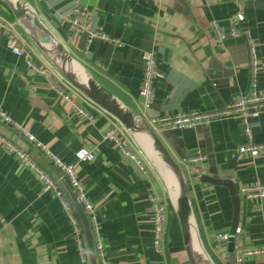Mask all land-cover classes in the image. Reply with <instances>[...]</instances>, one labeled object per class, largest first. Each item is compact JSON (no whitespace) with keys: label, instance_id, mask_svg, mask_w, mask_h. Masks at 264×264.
<instances>
[{"label":"crops","instance_id":"1","mask_svg":"<svg viewBox=\"0 0 264 264\" xmlns=\"http://www.w3.org/2000/svg\"><path fill=\"white\" fill-rule=\"evenodd\" d=\"M29 1L74 57L144 117L222 110L250 89L249 44L230 34L236 0ZM77 6L91 11L90 29L106 33L111 40L95 36L89 41L86 30H72L67 17ZM0 16L13 19L1 0ZM214 23L227 34L225 38L217 36ZM235 25L256 40L258 86L264 90V0H247L246 19ZM146 52L155 53L162 74L155 81L154 101L148 109L140 95ZM69 94L76 104L58 93L53 77L35 73L23 57L16 56L0 28V106L60 160L77 165V177L96 207L108 264H190L170 197L151 162L144 156L150 170L145 176L103 137L121 124L80 93L69 90ZM249 126L250 139L238 117L223 114L191 128L157 131L178 162L201 151L208 157L206 175L233 181L240 197L236 250L264 246V200L240 193L243 186L264 184V149L257 156L237 158L239 147L264 143V110L249 117ZM0 132L30 151L66 195H75L54 163L21 132L1 119ZM83 147L93 151L92 160L78 161L76 152ZM154 192L168 204L159 248L154 236ZM189 197L213 261L235 264L228 241L221 245L215 241L218 234H230L234 221L228 186L191 177ZM69 201L72 204V198ZM74 228L59 197L42 191L35 172L0 142V264H81ZM224 247L227 258L221 257ZM245 264H264V255L247 258Z\"/></svg>","mask_w":264,"mask_h":264},{"label":"built area","instance_id":"2","mask_svg":"<svg viewBox=\"0 0 264 264\" xmlns=\"http://www.w3.org/2000/svg\"><path fill=\"white\" fill-rule=\"evenodd\" d=\"M246 1L247 0H236L238 9L232 18L234 25L231 26L230 34L233 37L245 38L249 44V64L251 68L252 79L248 92L245 95L234 99L232 102L226 105L225 108L218 111L145 117L156 131L167 128L171 130L179 128H191L200 121H208L212 117L228 114L238 117L243 122V131L246 136L249 139L252 137V131L249 126V117L256 111L264 110V90L260 89L258 86L259 55L256 40L249 31L243 33L238 30L235 25L236 22H241L246 19ZM91 17L92 13L89 9L77 6L74 9V13L67 17V23L74 31L86 30L89 34V41L95 36L111 40V38L106 33H98L90 29L88 22ZM0 28L7 38V42L11 51L15 55L23 57L27 63V66L35 73L53 77V86L58 91V93L64 95L68 101L76 104V101L72 98L73 96L69 94V90L76 94L79 92L67 84L44 58H41V61L37 60L33 46L19 28L18 23L14 19H8L0 16ZM213 28L217 36L220 38H225L227 36V34L217 24L214 23ZM143 60L144 68L140 95L143 99V107L148 109L154 101L155 81L162 74L158 69L157 58L154 52H146L144 54ZM60 82H62V86H59ZM79 110L82 113L84 112L82 108H79ZM0 119L5 124L14 128L18 132H21L37 147V149H39V151H41L54 163L55 167L60 172V179L68 182L77 199L81 203L85 213L87 214L94 238L96 254L95 264H108L98 227L96 207L89 198L85 185L77 177V165L74 163H64L62 160H60L43 142L39 141L32 133L14 122L1 106ZM103 137L105 139L111 140L115 146L125 154L126 157L132 159L145 176L149 175L150 170L149 166L146 164L145 158L136 153L134 150L136 143L133 141L123 126L116 124V126L109 128ZM0 142L4 145L7 151L14 154L18 158L21 164L35 172L37 179L42 185V191L51 192L59 197L65 211L75 226L74 235L81 258V264H92L85 234L80 227L79 220L75 215L73 206L66 197L65 192L60 188L57 180L53 178L48 170H46L36 161L35 157L30 151L21 148L18 144H16L10 138L4 136L1 132ZM263 149L264 143L252 144L249 142L248 144L239 147L237 158L240 159L243 155L257 156ZM76 156L78 161L92 160L94 158V153L90 149L83 147L77 150ZM207 158L208 157L206 154L202 153L201 151H197L187 157H183L179 163L186 172L188 179L193 177L197 180H201L202 176L207 173V168L205 167ZM240 193L247 198L258 197L264 200V184L255 183L243 186L240 189ZM151 198L153 199L152 213L154 221L155 244L159 248L162 237L166 230L168 204L165 197L157 192L152 193ZM240 230L241 228L237 227L236 233H239ZM229 237V233L218 234L215 237V241L218 245H221L223 242L229 241ZM221 250V257L227 258L229 256L227 249L224 247ZM233 252L235 264H245L247 258L264 255V246L247 247L240 250H236L234 247Z\"/></svg>","mask_w":264,"mask_h":264},{"label":"water","instance_id":"3","mask_svg":"<svg viewBox=\"0 0 264 264\" xmlns=\"http://www.w3.org/2000/svg\"><path fill=\"white\" fill-rule=\"evenodd\" d=\"M1 1L7 6L12 18L42 58L67 84L116 119L151 162L170 197L190 264H216L204 246L199 223L193 213L187 174L157 131L144 116L127 105L74 57L29 0ZM202 179L228 186L233 196L235 212L228 241L229 251L233 252L239 223L238 191L229 178H216L205 174ZM66 197L72 198V204L76 208L75 215L86 237L91 263L95 264L94 238L87 214L76 195L68 194Z\"/></svg>","mask_w":264,"mask_h":264},{"label":"rangeland","instance_id":"4","mask_svg":"<svg viewBox=\"0 0 264 264\" xmlns=\"http://www.w3.org/2000/svg\"><path fill=\"white\" fill-rule=\"evenodd\" d=\"M134 141V140H133ZM135 142V141H134ZM136 143V142H135ZM134 150L136 151L137 154L141 155L142 157L145 156V154H143L142 150L138 147V145L136 144V147H134ZM145 158V157H144Z\"/></svg>","mask_w":264,"mask_h":264},{"label":"trees","instance_id":"5","mask_svg":"<svg viewBox=\"0 0 264 264\" xmlns=\"http://www.w3.org/2000/svg\"><path fill=\"white\" fill-rule=\"evenodd\" d=\"M70 202V201H69ZM72 205V204H71ZM73 206V205H72Z\"/></svg>","mask_w":264,"mask_h":264}]
</instances>
